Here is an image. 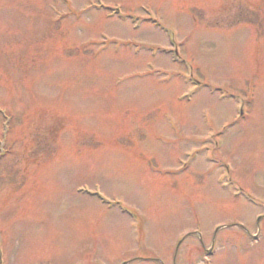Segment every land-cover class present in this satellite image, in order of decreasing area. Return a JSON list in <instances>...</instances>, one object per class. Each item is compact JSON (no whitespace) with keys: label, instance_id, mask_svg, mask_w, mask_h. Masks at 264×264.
<instances>
[{"label":"rangeland","instance_id":"rangeland-1","mask_svg":"<svg viewBox=\"0 0 264 264\" xmlns=\"http://www.w3.org/2000/svg\"><path fill=\"white\" fill-rule=\"evenodd\" d=\"M0 108L2 264H264V0H0Z\"/></svg>","mask_w":264,"mask_h":264}]
</instances>
